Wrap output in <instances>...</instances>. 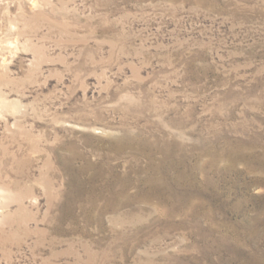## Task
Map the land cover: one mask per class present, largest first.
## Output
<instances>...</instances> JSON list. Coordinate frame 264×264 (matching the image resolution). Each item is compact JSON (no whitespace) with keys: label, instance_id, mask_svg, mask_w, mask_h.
Here are the masks:
<instances>
[{"label":"rangeland","instance_id":"374dc122","mask_svg":"<svg viewBox=\"0 0 264 264\" xmlns=\"http://www.w3.org/2000/svg\"><path fill=\"white\" fill-rule=\"evenodd\" d=\"M0 264H264V0H0Z\"/></svg>","mask_w":264,"mask_h":264}]
</instances>
